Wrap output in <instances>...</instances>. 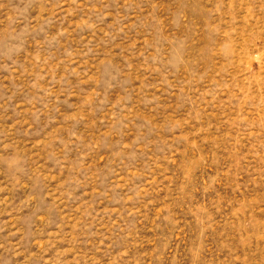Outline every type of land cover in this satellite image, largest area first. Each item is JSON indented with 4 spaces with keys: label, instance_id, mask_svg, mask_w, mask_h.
I'll list each match as a JSON object with an SVG mask.
<instances>
[{
    "label": "rangeland",
    "instance_id": "1",
    "mask_svg": "<svg viewBox=\"0 0 264 264\" xmlns=\"http://www.w3.org/2000/svg\"><path fill=\"white\" fill-rule=\"evenodd\" d=\"M0 264H264V0H0Z\"/></svg>",
    "mask_w": 264,
    "mask_h": 264
}]
</instances>
